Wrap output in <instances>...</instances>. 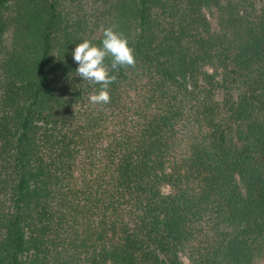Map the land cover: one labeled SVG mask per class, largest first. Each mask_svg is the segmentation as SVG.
I'll use <instances>...</instances> for the list:
<instances>
[{
  "label": "trees",
  "instance_id": "16d2710c",
  "mask_svg": "<svg viewBox=\"0 0 264 264\" xmlns=\"http://www.w3.org/2000/svg\"><path fill=\"white\" fill-rule=\"evenodd\" d=\"M70 1L136 66L93 105L59 0H0V264H264V0Z\"/></svg>",
  "mask_w": 264,
  "mask_h": 264
},
{
  "label": "clouds",
  "instance_id": "9594fccd",
  "mask_svg": "<svg viewBox=\"0 0 264 264\" xmlns=\"http://www.w3.org/2000/svg\"><path fill=\"white\" fill-rule=\"evenodd\" d=\"M72 56L78 65L75 73L80 80L90 86L99 85V89L89 95V102L93 105H107L111 102L109 87L117 79L112 74L115 70L136 66L133 48L114 25L103 27L98 45L90 40L77 43ZM106 60L110 63H106Z\"/></svg>",
  "mask_w": 264,
  "mask_h": 264
},
{
  "label": "rangeland",
  "instance_id": "374dc122",
  "mask_svg": "<svg viewBox=\"0 0 264 264\" xmlns=\"http://www.w3.org/2000/svg\"><path fill=\"white\" fill-rule=\"evenodd\" d=\"M93 0H91V2L89 0H84V4L86 3L87 5H85V16L88 17H92L93 15L90 12V8L92 5ZM79 2H71L70 0H59V4H60V16H61V29H59L61 31V37H60V32H58V37H59V42H58V53L59 56H64V54H67L69 56H72V51L74 50V46H73V41L74 40H79L78 43H80V41L82 42L83 40H90L91 42L93 41H97L100 37V30L98 31H94V32H89L87 30V32H85L84 34L80 31V33L75 36V37H69V33L64 31L65 28V22L66 20H68L69 18L72 17V12H74L77 8ZM91 16H90V15ZM205 16L207 17V20L210 24L211 30L213 32H216L219 29V25H218V20H219V15L217 12L212 11V9L205 11ZM92 20V18H91ZM69 32V31H68ZM206 71H208L209 73L213 74L214 72L210 69L205 68ZM162 193L164 195H168L170 194V189L168 186H163L162 188ZM181 261L183 264H189L188 260L185 256H181Z\"/></svg>",
  "mask_w": 264,
  "mask_h": 264
}]
</instances>
